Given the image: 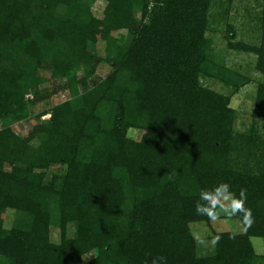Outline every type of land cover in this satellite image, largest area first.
<instances>
[{"label": "trees", "instance_id": "obj_1", "mask_svg": "<svg viewBox=\"0 0 264 264\" xmlns=\"http://www.w3.org/2000/svg\"><path fill=\"white\" fill-rule=\"evenodd\" d=\"M94 1L0 0V120H38L23 136L0 128V264H264L251 241L264 238V0L258 44L232 41L226 23L227 47L255 54L260 74L241 133L229 103L248 79L216 64L207 36L212 5L231 0H103L98 16ZM101 61L109 71L87 86ZM44 66L72 95L33 114ZM55 164L64 171L47 178ZM219 182L247 189L254 223L235 239L212 232L220 242L199 255L189 224L211 223L194 203Z\"/></svg>", "mask_w": 264, "mask_h": 264}, {"label": "rangeland", "instance_id": "obj_2", "mask_svg": "<svg viewBox=\"0 0 264 264\" xmlns=\"http://www.w3.org/2000/svg\"><path fill=\"white\" fill-rule=\"evenodd\" d=\"M261 0H231L230 3L222 6L212 5L209 13V27L207 36L211 40V47L213 57L218 65H222L234 73L239 74V79L247 78L245 84H243L236 92L231 95L229 105L235 111L234 130L238 133L245 131L252 124L251 111L254 102L256 84L260 78L259 72L255 68L256 56L253 53H245L237 51L227 47V40L225 37L226 23H230L235 29V38L232 41H242L245 43L256 45L260 41L259 32V11H260ZM105 2L103 0H95L92 3L91 9L94 15L98 16L101 14L104 8ZM226 12V13H224ZM135 19L139 20L141 17V11L136 9L134 11ZM125 30L116 32V37L120 35H126ZM93 49L96 53L104 57L105 55V44L103 41H98ZM109 71V66L101 61L96 69L95 73L88 77L85 84L91 85L94 80L103 78ZM40 75L45 77L46 82L41 86L40 94L37 98H33L32 94H27L26 98L32 99V103L28 109L33 114L40 110H49L53 105L67 100L72 95L71 82L65 76H51V69L48 66L40 68ZM83 69L76 68L75 78L80 79L83 77ZM204 85L220 91L221 93H228L230 88L225 87L216 79L201 78ZM244 81V79H243ZM81 83L76 86L79 90L82 89ZM49 117V113L44 114L40 119H46ZM38 120L35 117H30L20 121H11L9 119L0 120V128L4 125L11 127L16 133L23 136L32 129ZM256 129L259 131V124ZM132 137H138L137 130H129L128 133ZM8 167L7 165H5ZM64 171V167L58 164L52 165L46 172L47 178L51 174H59ZM13 210H6L5 225L11 224L14 216ZM211 223V222H210ZM192 235L205 236L209 238V233L221 232V231H234L239 230V223L236 219L225 220L221 219L216 223L208 225L205 221H196L189 224ZM72 231L69 229L68 234ZM58 231L56 228L51 229V239L57 240ZM253 247L256 253L264 254V238L252 237L251 238ZM214 252V246L210 244L205 246L198 244L197 253L199 255H209ZM92 254H87L84 259H88Z\"/></svg>", "mask_w": 264, "mask_h": 264}, {"label": "clouds", "instance_id": "obj_3", "mask_svg": "<svg viewBox=\"0 0 264 264\" xmlns=\"http://www.w3.org/2000/svg\"><path fill=\"white\" fill-rule=\"evenodd\" d=\"M172 179V175L168 177ZM247 189L241 188L239 194L231 190V186L226 182H219L210 189H201L199 198L194 203L197 216L207 217L211 223H216L222 218L232 220L238 218L239 230L230 233L229 238L235 239L240 232L247 231L254 223L252 210L246 207ZM210 240L205 236H196L194 239L201 245L215 246L221 240V235H212ZM165 257L154 258V264H164Z\"/></svg>", "mask_w": 264, "mask_h": 264}, {"label": "built area", "instance_id": "obj_4", "mask_svg": "<svg viewBox=\"0 0 264 264\" xmlns=\"http://www.w3.org/2000/svg\"><path fill=\"white\" fill-rule=\"evenodd\" d=\"M151 1V0H150ZM151 4V3H150Z\"/></svg>", "mask_w": 264, "mask_h": 264}]
</instances>
